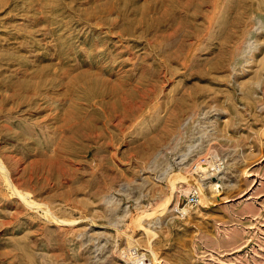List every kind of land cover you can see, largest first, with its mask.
Listing matches in <instances>:
<instances>
[{"label": "rangeland", "instance_id": "rangeland-1", "mask_svg": "<svg viewBox=\"0 0 264 264\" xmlns=\"http://www.w3.org/2000/svg\"><path fill=\"white\" fill-rule=\"evenodd\" d=\"M0 264H264V0H0Z\"/></svg>", "mask_w": 264, "mask_h": 264}, {"label": "bare ground", "instance_id": "bare-ground-1", "mask_svg": "<svg viewBox=\"0 0 264 264\" xmlns=\"http://www.w3.org/2000/svg\"><path fill=\"white\" fill-rule=\"evenodd\" d=\"M65 139V138H64ZM69 141V140H68ZM63 143H66V141L64 140L63 142L61 141V143L59 142V144H57V146L59 145V149L61 150L63 147H62V145H63ZM57 149V148H56ZM59 149H58V152H59ZM54 151V150H53ZM56 151V150H55ZM54 151V152H55ZM55 155V154H54ZM60 155V154H59ZM55 156H57V155H55ZM53 157V156H52ZM51 157V158H52ZM50 158V160H51V166H53V165H59V162L57 161V159H58V157H53L52 159ZM49 159V158H48ZM17 162V161H16ZM58 163V164H57ZM218 179H220V178H218ZM218 182H214V183H211V184H209L210 186V188L212 189V191H215V192H220V188H221V186H222V182L221 183H219L220 181L219 180H217Z\"/></svg>", "mask_w": 264, "mask_h": 264}, {"label": "built area", "instance_id": "built-area-1", "mask_svg": "<svg viewBox=\"0 0 264 264\" xmlns=\"http://www.w3.org/2000/svg\"><path fill=\"white\" fill-rule=\"evenodd\" d=\"M199 192H200V188L198 186L193 187L189 191V193H187V195L184 196L186 204L190 206L196 205L199 201Z\"/></svg>", "mask_w": 264, "mask_h": 264}]
</instances>
